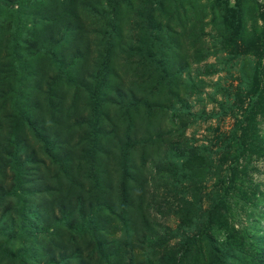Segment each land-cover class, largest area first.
Segmentation results:
<instances>
[{
  "label": "rangeland",
  "instance_id": "1",
  "mask_svg": "<svg viewBox=\"0 0 264 264\" xmlns=\"http://www.w3.org/2000/svg\"><path fill=\"white\" fill-rule=\"evenodd\" d=\"M0 264H264V0H0Z\"/></svg>",
  "mask_w": 264,
  "mask_h": 264
}]
</instances>
